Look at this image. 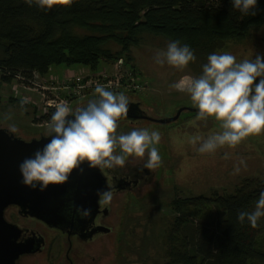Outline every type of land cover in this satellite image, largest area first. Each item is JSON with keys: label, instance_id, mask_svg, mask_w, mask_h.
Instances as JSON below:
<instances>
[{"label": "trees", "instance_id": "trees-1", "mask_svg": "<svg viewBox=\"0 0 264 264\" xmlns=\"http://www.w3.org/2000/svg\"><path fill=\"white\" fill-rule=\"evenodd\" d=\"M263 23L264 0H257L255 16L234 9L232 0H75L71 7L58 3L50 11L24 0H0V82L25 84L53 66L96 72L102 61L127 65L131 49L145 35L179 40L205 58ZM111 43L116 50L108 47ZM262 191L264 178H245L231 194L173 202L177 216L166 235V264H264V219L257 228L237 219ZM209 204L217 210L213 231L187 225L211 221Z\"/></svg>", "mask_w": 264, "mask_h": 264}, {"label": "rangeland", "instance_id": "rangeland-1", "mask_svg": "<svg viewBox=\"0 0 264 264\" xmlns=\"http://www.w3.org/2000/svg\"><path fill=\"white\" fill-rule=\"evenodd\" d=\"M169 43L166 39L145 35L139 47L131 49L129 64L125 65L121 60L124 70H130L129 66H132L146 83V89L142 92L126 96L131 101L136 100L144 114L153 119H170L179 109L184 108V111L177 120L165 124L145 120L119 122L118 133H128L141 128L158 130L161 140L157 147L162 164L154 170H149V179L146 182L142 179V186L136 187L135 192L127 191L112 199L108 219L112 231L104 238L106 247L95 243L96 253L85 257L80 264H166V235L177 216L172 209L173 202L199 195L210 198L213 193L225 196L233 193L235 187L245 178H264V133L248 137L235 149L225 146L214 154H201L197 151L199 142L195 146L190 143L195 136L207 138L222 129L214 118L207 121L197 120L198 112L189 111L198 110L190 96L171 88L170 85L184 77L200 76L208 57H196L183 71L167 64L157 65L154 61L155 55L158 51L166 50ZM108 47L117 49L112 43ZM224 52L235 55L238 62L254 59L256 55H264V23L245 38L225 42L215 51L217 54ZM111 63L113 62L102 61L96 73L103 68L110 70ZM70 70H76L78 73L83 70L89 72L78 65L71 68L53 66L46 76H39L36 83L46 86L44 82L50 79L63 81ZM45 97L58 101L60 93L49 91L42 95L39 89H29L16 80L10 83L0 82V129H6L8 123H14L19 128L16 137L24 141L46 136L50 120L47 122L44 119L49 112L45 107ZM94 98L95 94L81 100H73L69 107L85 106ZM23 99L28 102L22 109L20 101ZM7 114H11L10 121H4ZM131 159L128 166L133 169L140 159ZM241 159L246 162L247 167L240 165ZM236 166L241 169L239 173L234 172ZM139 176L135 175L136 178ZM253 205L249 212L254 210L255 204ZM206 209L212 213L208 214V217L213 218L211 221L199 222L196 219L187 225H199L201 233L213 231L217 210L213 204L206 205ZM48 264L51 262L48 261Z\"/></svg>", "mask_w": 264, "mask_h": 264}, {"label": "clouds", "instance_id": "clouds-1", "mask_svg": "<svg viewBox=\"0 0 264 264\" xmlns=\"http://www.w3.org/2000/svg\"><path fill=\"white\" fill-rule=\"evenodd\" d=\"M24 2L50 11L58 3L71 7L75 0ZM232 4L242 14H257V0H232ZM195 60L193 50L187 44L181 45L179 40L170 42L166 50L158 51L154 57L157 65L167 64L180 71ZM170 87L190 96L198 109L197 120L214 118L219 122L221 131L207 138L191 139L194 146L199 142L197 151L201 154H214L225 146L235 149L248 137L264 133V55L238 62L231 53L214 52L208 56L200 76L184 77ZM95 93L96 98L86 106L72 108L66 102L55 105L45 137H50L49 141L19 165L25 186L43 192L50 185H64L74 170L83 171L84 163L101 171L124 168L130 158L143 160V167L150 171L161 166L158 130L141 128L118 133L119 122L128 116L131 103L128 96L102 85L96 86ZM27 102V99L20 101L22 109ZM11 119V114L4 116V121ZM5 130L15 137L19 132L14 123H8ZM239 163L247 167L243 159ZM240 170L239 166L234 168L235 173ZM98 196V204L107 206L114 193L108 189L98 192ZM75 212L82 219L91 215V209L83 207H75ZM261 218H264V191L253 211L237 213L238 221L243 224L247 220L252 228L258 227Z\"/></svg>", "mask_w": 264, "mask_h": 264}, {"label": "flooded vegetation", "instance_id": "flooded-vegetation-1", "mask_svg": "<svg viewBox=\"0 0 264 264\" xmlns=\"http://www.w3.org/2000/svg\"><path fill=\"white\" fill-rule=\"evenodd\" d=\"M137 106L131 101L128 114L145 115ZM130 160L124 168L103 171L84 163L83 171L74 170L64 185H50L44 193L38 190L45 198L37 197L36 208L28 202L8 206L4 220L16 233V247L26 249L14 264H80L96 253L95 243L106 247L104 238L112 231L108 225L112 201L107 206L99 205L98 192L111 189L114 198L127 191L135 192L149 179L144 161L140 159L131 169ZM136 174L142 178H136ZM74 205L91 209V215L80 218Z\"/></svg>", "mask_w": 264, "mask_h": 264}, {"label": "water", "instance_id": "water-1", "mask_svg": "<svg viewBox=\"0 0 264 264\" xmlns=\"http://www.w3.org/2000/svg\"><path fill=\"white\" fill-rule=\"evenodd\" d=\"M184 108L179 109L175 116L170 119H153L146 115L128 114L121 120L137 121L145 120L159 124L170 123L178 119ZM198 112V110H189ZM40 136L38 139L24 141L10 135L5 129H0V264H14L17 257L26 249L22 250L15 245L16 233L13 227L4 220V210L14 204L28 202L33 209L38 206L37 197L45 198L36 190L25 186L22 183V176L19 171L20 163L27 157L46 144L49 138ZM45 191H43L44 193Z\"/></svg>", "mask_w": 264, "mask_h": 264}, {"label": "built area", "instance_id": "built-area-1", "mask_svg": "<svg viewBox=\"0 0 264 264\" xmlns=\"http://www.w3.org/2000/svg\"><path fill=\"white\" fill-rule=\"evenodd\" d=\"M110 65V70L103 68L99 73L86 70L72 76H66L60 82L50 79V81L44 82L49 87L40 86L36 83L39 74H34L32 80H24L26 83L21 85L29 89H39L42 95L49 93V91L59 92L60 99L58 101H55L54 98L48 99L45 97L47 100V102H44L45 107L49 112L55 111L57 103L66 102L69 106L73 100H81L96 95L95 88L98 85H102L116 93L122 92L125 95L140 93L146 89V83L141 80L137 72L124 70L120 62H113Z\"/></svg>", "mask_w": 264, "mask_h": 264}, {"label": "crops", "instance_id": "crops-1", "mask_svg": "<svg viewBox=\"0 0 264 264\" xmlns=\"http://www.w3.org/2000/svg\"><path fill=\"white\" fill-rule=\"evenodd\" d=\"M85 71L86 70H83L81 72H85ZM77 73H78V71H76V70H70V71H67L66 75L67 76H72V75L77 74Z\"/></svg>", "mask_w": 264, "mask_h": 264}]
</instances>
